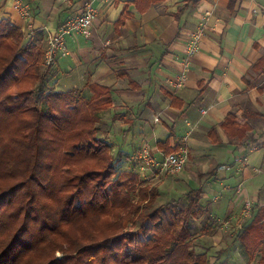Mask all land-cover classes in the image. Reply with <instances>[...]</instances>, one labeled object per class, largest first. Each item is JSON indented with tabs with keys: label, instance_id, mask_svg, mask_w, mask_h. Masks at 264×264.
Returning a JSON list of instances; mask_svg holds the SVG:
<instances>
[{
	"label": "crops",
	"instance_id": "crops-1",
	"mask_svg": "<svg viewBox=\"0 0 264 264\" xmlns=\"http://www.w3.org/2000/svg\"><path fill=\"white\" fill-rule=\"evenodd\" d=\"M15 1L0 0V20L18 26L27 39V22ZM22 1L29 4L33 36L43 37L44 49L50 33L91 3L92 25L65 39V49L52 66L55 70H50L55 87L58 79L63 82L60 91L90 93V85L110 89L112 105L102 113L103 139L113 152L116 132L127 139L133 135L137 149L148 148L156 161L166 151L171 154L185 146L188 162L177 174L186 190L182 194L201 189L202 201L212 202L209 208L216 220H222L220 225L237 204L227 201L219 217L220 199L214 192L222 189L229 198L235 186L228 177L233 175L243 185L237 197L246 194L254 206L264 208V66L255 67L264 57V0ZM207 16L187 79L177 88L188 42ZM228 115L248 125L244 140L232 139L222 129ZM138 150L131 156L116 154L138 164L133 159ZM240 158H246V164L241 166ZM141 168L138 178L154 179L153 169L142 173ZM166 184L162 179L153 185L162 194Z\"/></svg>",
	"mask_w": 264,
	"mask_h": 264
},
{
	"label": "trees",
	"instance_id": "trees-1",
	"mask_svg": "<svg viewBox=\"0 0 264 264\" xmlns=\"http://www.w3.org/2000/svg\"><path fill=\"white\" fill-rule=\"evenodd\" d=\"M44 51L41 35L0 20V264H226L196 240L217 231L211 217L196 230L201 189L160 205L157 186L135 190L98 137L110 89L57 90ZM222 129L241 141L249 127L228 115ZM235 241L264 264V208Z\"/></svg>",
	"mask_w": 264,
	"mask_h": 264
},
{
	"label": "rangeland",
	"instance_id": "rangeland-1",
	"mask_svg": "<svg viewBox=\"0 0 264 264\" xmlns=\"http://www.w3.org/2000/svg\"><path fill=\"white\" fill-rule=\"evenodd\" d=\"M52 72L55 70L54 67H52ZM57 82L56 78L54 79V82ZM62 81V79L60 80ZM63 87V82H59L58 79V84L56 86L57 90H62ZM148 120L149 116H145ZM102 120L98 123V137L103 140L105 134V126H103V117L101 118ZM115 141H114V151L116 153L118 152H123L124 155L131 156L132 153H134L135 150H138V141L137 139H134L131 141L132 136L131 134H128V139L127 138H122L121 136L118 135V132L115 134ZM138 144V145H137ZM138 148V149H137ZM115 152H111L112 155V161L114 163V169L117 171H127V172H132L134 176L136 177L135 181V190H138L142 185L143 182L140 178H138L137 172L139 171V167H142V163L137 160L136 163H132L129 161L128 158H125L126 156H122L119 154L117 155ZM139 161V162H138ZM238 164V163H237ZM138 165V167H137ZM141 165V166H140ZM136 172V173H134ZM140 172H144L142 169H140ZM179 174V173H178ZM166 176H169L167 178ZM179 175L177 174H163L162 177L159 179H153V180H145L147 182L148 186H152L153 184H159L162 179H166V184L163 186L161 189L162 194L160 195L157 205L167 202L170 197L176 198L180 196L183 191H186L184 187L178 183L179 182ZM228 180H230L231 185L235 186L233 188L232 194H229V198L225 196V193L222 192V189H215V197L219 198V204L221 205V211L219 212L218 216L223 217V210L225 209V206L227 204V201H236V211L232 213V215H229L228 218L226 217L227 220L223 222L222 225L219 224L220 221L222 220H216L217 217L213 214V211L211 208H209L210 205H208V202L203 198L202 201V207L203 211L202 214L199 215L198 219L195 222L196 230L199 232L201 226L206 222V219L208 217H211L212 219L216 220L215 227L217 228L218 231L215 233H206L200 235L196 240L197 242H200L204 248H207L208 251V256L210 257V263H213L215 261V257L218 255L220 257L219 261H225L226 264H257V258H247L246 256L243 255V250H241V246L237 241L230 242L231 238H234L236 232L240 229L241 226L245 225L248 218H249V213L251 208H253V203L250 201L249 197L244 194L241 199L238 197L240 196L241 192L238 193V177L236 175H233V177H228ZM227 180V181H228ZM237 180V181H236ZM195 181V180H194ZM197 181V180H196ZM155 185V186H156ZM232 186V187H233ZM243 190V189H242ZM226 195H228L226 193ZM238 195V197H237ZM135 196H137L135 194ZM236 196V197H235ZM247 197V201L243 202ZM205 200V201H204ZM239 200L241 202L239 203ZM246 203H249L247 205ZM215 216H213V215ZM215 235V236H214ZM218 236H222L221 241L219 240ZM218 261V262H219Z\"/></svg>",
	"mask_w": 264,
	"mask_h": 264
},
{
	"label": "built area",
	"instance_id": "built-area-1",
	"mask_svg": "<svg viewBox=\"0 0 264 264\" xmlns=\"http://www.w3.org/2000/svg\"><path fill=\"white\" fill-rule=\"evenodd\" d=\"M15 8L21 15V18L26 20L28 27V37H32L34 31L32 29L30 21V7L29 4L22 0L15 1ZM94 17V8L91 3H87L81 14L70 17L64 24H62L57 30L50 33L47 38V43L44 51L43 61L46 66H52L55 64L56 58L59 53H62L65 49V39L67 37L80 35L85 33L92 25ZM208 22V16L205 18L199 27L193 32L186 49V56L183 60V70L178 76V80L175 84L177 88L182 87L184 81L187 79V73L190 68V60L197 53L200 40L204 36V31ZM205 113V110H202ZM254 150V147H252ZM188 149L185 146L179 148L178 151L164 155L160 161H156L149 153L148 148H142L134 155V160L142 162V170L153 169V178L159 179L163 174H178L186 166L188 162ZM239 164H246V158H240ZM241 165V166H242ZM237 192L240 193L243 189V185L239 184ZM249 205V203H246ZM252 209V208H251ZM251 211V210H250Z\"/></svg>",
	"mask_w": 264,
	"mask_h": 264
}]
</instances>
